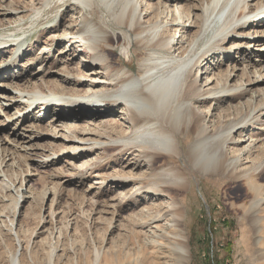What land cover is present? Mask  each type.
<instances>
[{"label": "rangeland", "instance_id": "374dc122", "mask_svg": "<svg viewBox=\"0 0 264 264\" xmlns=\"http://www.w3.org/2000/svg\"><path fill=\"white\" fill-rule=\"evenodd\" d=\"M73 1L54 0L50 6L46 7L45 0H0V14L4 13V16H0V20L6 19L12 23L18 21L16 24L0 26V41L10 44L15 41L16 45V47L3 48L7 50L9 48L10 51H5L6 56L0 55V71L20 56L18 67L7 71V75L5 74L6 76L3 77L4 80H0V93H3V88L7 91L12 82L22 85L20 87L13 86L12 89L8 88L10 90L4 96L0 94V106L5 107V113L1 114L0 112V161L5 160L0 166V198H3L0 199V260H5L4 263L2 261L1 263L7 264L8 257L15 253L18 238L23 247V256L26 258V262H22V264H48L52 250L54 251L52 253L53 264H95L96 248L101 250L104 255L100 264H105L106 261L107 264H174L168 253L174 249L175 239L173 236L180 234L181 228L174 227V229L172 223H168L166 219L160 225L158 224L163 228L143 230L139 224L144 221V218L146 219L144 215L149 213L147 216H155L158 205L156 207L149 206L151 204L138 205L143 204L141 202L144 198H136L132 193L134 184L119 185L118 183L122 181H115V179L118 176L130 177L134 173L137 176L147 174L145 181L147 185L151 186L155 183L159 185L172 184L174 180L163 171H157L154 173L155 175H150L149 167L137 162L139 159H135V155L130 157L128 154L132 163L138 166L136 171L135 166L130 168L129 164L119 160V150L107 152L98 147V150L93 154L77 156L68 150L70 147L73 148L74 144L64 142L63 135H70L71 131L75 129L83 130L82 127L100 134L103 133L104 128L98 126L104 119L119 118V116L108 115L104 112L106 109L104 105L113 103L114 96L122 91V86L116 84L117 77L107 81L106 84L104 83L109 88L97 84L104 81V75L101 69L93 63L86 44L100 42L103 34L97 29L98 26L93 28L92 25H88L89 22L84 21V16L87 14L90 16V11L82 6L74 5ZM115 1V11L119 13L120 7L126 0ZM140 1L136 19L140 17L144 26L161 25L157 32V38L162 36L173 38L172 41L178 47L187 39L196 38L193 39L194 52L189 51L183 58L166 52L160 55L166 64L165 68L170 71L182 62L185 63L197 56L213 43L214 34L221 26V24H216L219 9L211 19L214 22L212 27L199 31V24L205 15L204 10L210 7L213 0H184L177 7L175 4L172 5V0ZM248 2L250 7L247 11H253L254 6L264 0H255L254 2L249 0ZM103 6L100 0H96L95 9H93L94 16L108 32L116 38L122 37L120 43L113 47L114 67L119 69L126 66L134 72L138 71L140 61L144 58L145 53L134 45V37L128 30L119 27ZM2 8H6L7 11L4 10V12ZM12 9H16V11ZM162 11L166 12V17L161 15ZM62 17H65L66 20H62ZM176 18L179 21L173 22ZM183 21L186 22L185 25H183ZM179 22L182 26L179 25ZM184 26L186 29H183ZM54 27L58 29L54 30ZM76 28H80L82 32L71 34ZM256 31H264V23ZM252 35L255 36L253 33ZM75 38L83 40V42L74 44L78 41L74 40L73 42ZM254 39L255 42L250 44L251 47H249V43L244 42L245 39L230 42L226 47L236 50L232 46L242 45L241 48L246 53L249 51L253 53L251 60L257 64L260 62L257 52L261 48L258 45L264 43L259 40H264V35L258 34ZM19 46L21 47L19 48ZM23 55L26 56L23 57ZM231 58L233 59L223 58L220 60V58H216L212 62L211 71L221 61L224 65L220 69L222 73L216 71V76H213L215 81L211 85L212 88L217 84L225 83L224 75L228 72L231 73L232 67L239 69L237 71L239 76L231 83L229 80V84L237 85L236 80L240 78L241 69H243L242 64L238 63L241 54H237L236 50ZM43 59L46 60L45 63ZM66 62L75 69L71 73L72 75L65 71ZM23 71H26L28 75L24 81L19 79V75L23 74ZM169 72L164 75H169ZM261 73L263 74V72ZM202 74L204 73L202 72ZM64 78H68V83ZM199 83L200 86H205V75L199 78ZM237 83L240 84V81ZM262 89V93H264V86ZM41 90L44 91L45 96L80 99L83 102L88 98H96L106 103L102 104V107L97 106L99 109L94 111L101 117L92 116L88 111L80 115L78 121L60 119L56 123L57 131L54 133L58 135L55 137L52 135L54 128H50L51 118H45V112L38 114L43 111L42 109L33 113L32 110L25 111L28 101L23 98L35 95ZM76 90V93L80 92L74 93ZM248 100L249 97L241 101L235 100L233 105L239 106L240 102L246 103ZM214 106L215 101L208 104V108L210 107L212 110ZM8 107L10 109H7ZM118 108H115L116 114L120 111ZM55 111H59V108L57 107ZM22 114H27L30 120H26L24 125L21 122L19 127L25 131H19V133L25 134L27 137L26 139L24 137L23 139L17 138L16 142L14 141L12 144L14 147L9 146L5 139L7 137L10 141L14 139L12 131L14 125L12 124L22 120L24 118L21 117ZM214 114L212 120L218 126L220 112H214ZM40 115L43 117L41 121H37L36 118L41 117ZM123 119L122 122L125 124L130 122V119ZM107 120L106 123H108ZM33 128H36L35 132H33ZM18 130L19 128L16 131ZM250 133L258 134L253 131ZM137 137L136 134L128 136L132 139L130 142L140 141V137ZM92 139H96V137ZM223 142V139L218 141L219 144L214 145L210 152H216L218 146ZM90 143L92 142L87 144ZM58 149L59 151L63 150L57 152ZM44 151L45 154L57 153V160H48L46 163L44 156L40 155ZM94 154L99 157V160L89 163L91 164L89 169L83 167L85 163L88 164L86 158ZM183 159L168 158L165 160L162 157L161 162L169 161V165L171 164L174 168L182 172L186 171L185 178L190 180V183L183 188L185 193H180L179 196V201L185 206L186 213L182 229L189 237L190 261L188 264H264V199L252 197L245 187L240 192L232 191L235 184L223 175L206 176L194 170L192 173L196 176L194 174L192 176L189 172L192 168L191 163L189 160ZM169 179L172 180V183L169 182L171 181ZM262 184L264 185V180H262ZM144 191L145 195L151 198V193L147 189ZM101 193L102 196H100ZM121 193L123 194L121 195ZM19 194H24L26 198L16 212L14 201L17 200ZM117 199L118 205L117 202H113ZM111 205L115 206L114 210L109 208ZM145 206L147 207L145 208ZM144 208L147 210H145V214L141 212ZM111 225L118 228L110 229ZM105 256L107 257L105 258ZM117 257L118 259H116Z\"/></svg>", "mask_w": 264, "mask_h": 264}, {"label": "bare ground", "instance_id": "6f19581e", "mask_svg": "<svg viewBox=\"0 0 264 264\" xmlns=\"http://www.w3.org/2000/svg\"><path fill=\"white\" fill-rule=\"evenodd\" d=\"M100 1L113 21L119 25V27L128 30V32L134 37V45L137 48H141V51L145 53V56L142 61H140L138 71L134 72L130 67L126 66H122L119 69L115 68L112 57L113 47L117 43H120L122 37L119 36L116 38L98 22L97 18L94 16L95 11L93 12L96 0L73 1L74 5L82 6L84 9L90 11L91 17L89 14L85 15L84 21H86V23L89 22L88 25H92L93 28L98 26L97 29L103 34L100 42L85 43L86 47L90 50L93 63L96 64L97 68L101 69L104 75V81L97 84L109 88L107 87L108 85L105 86L104 83L106 84L107 81L117 77L118 82L116 84L122 86V91L114 96L115 99L113 98V103L111 102L110 105H104L106 108L104 112L108 115L119 116V118L104 119L102 124L98 126L104 128L103 133L100 134L94 130L90 131L87 128L82 127L81 129L83 130L75 129L71 131L70 135H63L65 139L69 140L66 141L64 139V142L74 144L73 148L70 147L68 150L77 156H82L87 153L93 154L98 150V147L107 152L109 150H119V160L129 164L128 167L130 168L135 166V171L138 170V168H136L138 166L136 164L134 165L130 159V157L134 155L135 159H139L138 161H135L146 164V166L149 167L150 175H155L154 173L157 171L167 173V175L174 180L172 183V180L169 179L171 180L169 182L172 184L159 185L153 183L154 185L151 186L149 184V186L145 181L148 175L141 174L140 176H137L136 173L132 174L130 177L127 176V174V177L118 176L115 181L121 180L122 182L119 181V185L134 184L132 193L136 198H144L142 202L140 201L143 204L138 205L143 206L151 204L149 205L151 207H156V205H158V211L156 210L157 213L155 212V216H147L149 213L145 214L147 211L145 208L147 206L142 209L141 212L145 214L144 216H146V219L144 218V221L139 225L143 230L147 228H154L157 230L158 227H160V223L166 219L168 223H172L173 228H181L180 230L178 229L181 233L173 236V239H175L173 244L174 249H171L168 255L171 260L174 261V264H188L190 261V248L188 245L189 237L184 229H182L186 213L185 206L179 201V196L180 193H185L183 188L190 183V180L185 178L186 171L182 172L179 169L174 168L171 164L169 165V161L161 162V158L164 157L165 160H168V158H177L181 160L182 158L185 160L187 159L192 165V168L189 170L192 176L194 170L203 173L206 176L223 175L235 184L232 191L240 192L241 189L245 187L246 190L251 193L252 197H262V200L264 199V185L262 184V180H264V159L260 158H264V93H262V88L264 86V66H262L264 63V43L258 45L261 46V48H259V52H257V57L260 58V62L257 64L253 63V60H251L253 53H250V51L249 53H246L244 49L241 48L242 45L232 46L233 48H236L237 54H241L240 62L238 63H241L243 68L241 69L240 78L236 80L237 85L229 84V80H231V83L239 76L237 73L239 69H236V67H232L231 73L228 72L224 75L226 80L223 85L217 84L214 88L211 87L215 81L213 80V76H216V71L220 74L222 73L220 70L221 67L224 66L222 61L221 63H218V66L215 69L212 71L210 70L213 66L212 62H214L216 58H220V60H223V58L233 59L231 57L236 50L226 47L230 42L245 39L246 41L244 42L249 43V47H251L250 44L255 42L254 37L256 35H264V31H256L260 28V25L264 23V2L256 4L253 11H247L250 7L249 0H213L210 7L204 10L205 15L202 17V22L199 24V31L207 30L212 27L214 22L211 21V19L220 9L216 17V24H221V26H219L218 31L214 34V42L207 46L197 56L194 54L195 57L189 60L187 59V62H182V64L170 71V69L168 70L165 68L166 64L160 55L163 54V52H166L167 54H173L174 56L177 55L179 58H183L189 51L192 53L194 52L193 49L195 48L193 47L195 46L193 43L196 38L194 39V37H192V40L187 39L186 42L180 43L181 45L179 47L174 44L172 41L173 38L164 36L157 38V32L161 28V25L144 26L140 21V17L136 19L139 0H126L124 5L120 7L121 9L119 13H116L115 11V0ZM183 1L184 0H172L171 2L172 5L175 4L177 7ZM254 1L255 0H253V2ZM53 2L54 0H45L46 7L50 6ZM140 2H142V0ZM2 10L7 11L6 8H2ZM12 10L16 11V9ZM209 12L211 13L208 16ZM3 14H0V16H4ZM162 14L166 17L165 11H162L161 15ZM62 20H66V18L62 17ZM178 21L179 20L176 18L173 22ZM16 23H18V21L12 23L10 20H0V26H7V24ZM185 23L186 22L183 21V25H185ZM179 25L182 26L181 22H179ZM57 29V27H54V30ZM183 29H186V26H184ZM79 32H82L81 29L76 28L71 34L74 35V33L78 34ZM252 33L255 34V36H253ZM74 40L78 41L74 42ZM263 41L264 40H259V42ZM12 42L13 44L0 41V55L6 56L5 51H10L9 48L8 50L3 48L8 46L16 47L14 44L15 41ZM73 42L76 44L83 42V40L80 41L78 38H75L73 39ZM20 47L21 46H19V48ZM24 56L26 55H23V57ZM19 59L20 56L12 61L9 66L7 64L2 68V72L0 71V80L7 75V71L9 72V70L18 67L20 62ZM43 61L44 63L46 62L45 59H43ZM70 66L71 64L66 62V67L64 65V68L65 71L70 72L71 74L75 69ZM167 72H169V75L165 76L164 74ZM202 72L204 74H202ZM261 72H263V74ZM203 75H205L206 79L204 87L200 86L199 83V78H202ZM19 76V79L22 81L28 77L26 71H23V74H20ZM64 79L66 80V83H68V78ZM238 81H240V84L237 83ZM77 84L80 85L81 83ZM13 86L20 87L22 85L14 84L12 82L11 86L8 88L12 89ZM8 88L7 91L3 88V93L1 92L0 94H3L4 96L5 93L10 90ZM43 90L35 95L23 98L28 101V106L25 108V111L32 110L33 113L42 109L43 111H40L38 114L45 112V118H51L52 122L50 128H54L53 133L57 131L56 123L59 122L60 119H67L68 121L73 122L78 121V117L88 111H90L92 116L98 115L94 113L95 109L98 110V107L106 103H103V100L101 101L96 98H88L83 102L80 101V99H64L57 98L56 96H45ZM76 92L77 90L74 91V93ZM246 97H249V100L246 103L240 102L238 104L239 106L233 105L235 100L241 101ZM211 101H215L213 110L210 109V107L208 108V104ZM116 102L121 104L117 106ZM57 107L59 108V111L56 112L55 109ZM116 107H119L118 109L120 110L117 114L115 110ZM4 108L5 107L0 106L1 114L5 113ZM7 109H10V107ZM214 112H220L218 126H216L212 120L215 115ZM21 117L24 118L12 124L14 125L12 128L14 139L12 141H10L8 137L5 139L6 144H9V146H12L17 138L23 139L24 137V139H26L27 137L25 134L19 133V131H25L23 128H20L19 125L21 122L24 125L29 117L27 114H22ZM42 117L43 116L37 117V121H41ZM98 117L101 116L98 115ZM122 117L127 120L130 119V122L126 124L123 123L122 120L124 119ZM7 118L11 119L10 117ZM106 120L108 123H106ZM17 128H19L18 131H16ZM36 128H33V132H35ZM251 131L258 134H251ZM131 134L138 135L141 140H138L139 142H130L132 139L128 138V136ZM52 135H55L56 137L58 134L54 133ZM91 136L96 137V139H92L93 137ZM221 139H223L224 142L218 146L216 152L211 153L210 149ZM29 140H31V138H29ZM89 142L92 143L87 144ZM64 147L66 148V145ZM61 150L59 151L58 149L57 152H61ZM40 155L44 156L46 163L48 160L53 161L54 159V161H56L58 158V156H56L57 153L45 154L44 151ZM73 158H75V156H73ZM86 159H88V161H86L88 164L85 163L86 166L84 164L83 167L89 169L91 165L89 163L98 161L99 157H96L94 154L88 156ZM3 162L0 161V166L3 165ZM253 179L255 180L254 182ZM145 189L151 193V198L150 196L148 198V195H145ZM122 194L123 193H121V195ZM100 196H102V193ZM25 198L24 194H19L17 200L14 201L16 203V206H14L16 212L18 207L25 201ZM113 202H117L116 204L118 205V199L113 200ZM114 207V205L109 206L111 209ZM111 228L114 230L118 227L111 225L110 229ZM160 228H163V226ZM162 231L160 232L162 233ZM148 244L150 245V243ZM22 251V244L17 238V249L12 256L8 257L7 264H22V262H26V258L23 256ZM95 252V264H100V260L104 255H102L101 250L97 248L95 249ZM52 253H54L53 250L49 256L50 262L48 264H53ZM106 257L107 256H105V258ZM116 259H118V257ZM1 261L2 260H0V264H2ZM3 261L5 262V260ZM105 264H107V261Z\"/></svg>", "mask_w": 264, "mask_h": 264}]
</instances>
